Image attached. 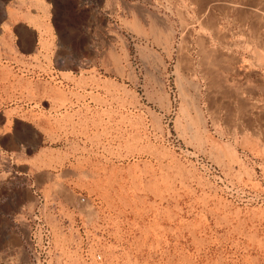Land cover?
<instances>
[{"label": "rangeland", "instance_id": "1", "mask_svg": "<svg viewBox=\"0 0 264 264\" xmlns=\"http://www.w3.org/2000/svg\"><path fill=\"white\" fill-rule=\"evenodd\" d=\"M0 264H264V0H0Z\"/></svg>", "mask_w": 264, "mask_h": 264}]
</instances>
